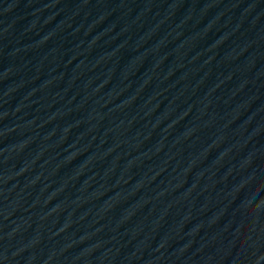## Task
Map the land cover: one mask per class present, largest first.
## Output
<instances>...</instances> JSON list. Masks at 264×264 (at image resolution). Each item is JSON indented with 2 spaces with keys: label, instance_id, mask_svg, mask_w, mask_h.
<instances>
[{
  "label": "water",
  "instance_id": "water-1",
  "mask_svg": "<svg viewBox=\"0 0 264 264\" xmlns=\"http://www.w3.org/2000/svg\"><path fill=\"white\" fill-rule=\"evenodd\" d=\"M215 264H264V122Z\"/></svg>",
  "mask_w": 264,
  "mask_h": 264
}]
</instances>
